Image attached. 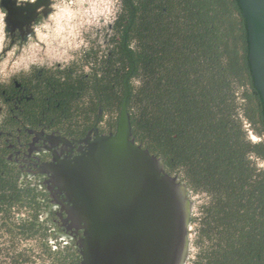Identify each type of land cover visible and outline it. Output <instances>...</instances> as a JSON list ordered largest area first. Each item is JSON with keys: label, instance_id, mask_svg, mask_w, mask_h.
Here are the masks:
<instances>
[{"label": "trees", "instance_id": "trees-1", "mask_svg": "<svg viewBox=\"0 0 264 264\" xmlns=\"http://www.w3.org/2000/svg\"><path fill=\"white\" fill-rule=\"evenodd\" d=\"M140 16L109 118L127 84L136 144L195 201L188 264H264V103L239 0H141Z\"/></svg>", "mask_w": 264, "mask_h": 264}, {"label": "flooded vegetation", "instance_id": "flooded-vegetation-1", "mask_svg": "<svg viewBox=\"0 0 264 264\" xmlns=\"http://www.w3.org/2000/svg\"><path fill=\"white\" fill-rule=\"evenodd\" d=\"M140 12L141 0H0V264H80L83 231L56 174L87 138L114 133L107 94L124 90Z\"/></svg>", "mask_w": 264, "mask_h": 264}, {"label": "water", "instance_id": "water-1", "mask_svg": "<svg viewBox=\"0 0 264 264\" xmlns=\"http://www.w3.org/2000/svg\"><path fill=\"white\" fill-rule=\"evenodd\" d=\"M249 33V62L264 103V0H239ZM128 87L114 133L84 141L88 151L56 174L83 231L80 264H188L195 201L162 158L138 145L127 111Z\"/></svg>", "mask_w": 264, "mask_h": 264}, {"label": "clouds", "instance_id": "clouds-1", "mask_svg": "<svg viewBox=\"0 0 264 264\" xmlns=\"http://www.w3.org/2000/svg\"><path fill=\"white\" fill-rule=\"evenodd\" d=\"M62 11H64L65 13H67V9H63ZM59 17V13L54 14L53 16H50L49 19L50 20H57ZM48 28L47 24H41L38 27L34 28V31L36 33V38L37 41L43 42L46 39V30ZM8 37H7V33L5 32V25L3 23V14H0V47H7L8 45ZM27 47L29 48H37L38 44L37 43H33L31 38H29V42ZM15 52V47H13L12 51H10L8 53V56L11 57L13 55V53ZM25 68H27V64L24 65Z\"/></svg>", "mask_w": 264, "mask_h": 264}, {"label": "rangeland", "instance_id": "rangeland-1", "mask_svg": "<svg viewBox=\"0 0 264 264\" xmlns=\"http://www.w3.org/2000/svg\"><path fill=\"white\" fill-rule=\"evenodd\" d=\"M62 264V263H61Z\"/></svg>", "mask_w": 264, "mask_h": 264}]
</instances>
